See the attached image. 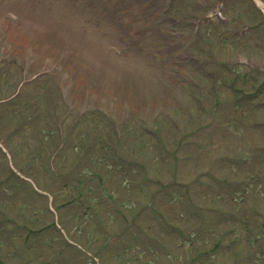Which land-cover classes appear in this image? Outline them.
<instances>
[{"label":"rangeland","instance_id":"374dc122","mask_svg":"<svg viewBox=\"0 0 264 264\" xmlns=\"http://www.w3.org/2000/svg\"><path fill=\"white\" fill-rule=\"evenodd\" d=\"M103 1L0 0V260L264 264V156L257 153L264 134L244 126L258 100L224 105L234 95L227 82L236 79L251 90L252 75L242 68L239 74L229 69L210 76L222 60L249 57L264 80V39L255 32L264 15L252 0H169L172 7L147 0L142 8L151 21L145 19L148 25L136 33L125 21L139 17V0H129L128 10ZM247 25L254 28L240 33ZM22 80V90L9 96ZM215 81L226 83L217 96ZM221 103L226 122L220 119ZM215 106L216 126L222 128L195 135L193 129L209 122ZM157 113L164 118L162 142L145 139L158 125ZM252 119H264V108ZM225 148L233 161H215ZM126 154L147 161L150 169H133ZM252 154L246 164L244 157ZM214 161L220 176L234 163L231 176L244 181L235 186L243 201L218 197L228 193L219 177L194 180ZM8 164L28 181L8 176ZM54 220L73 246L62 241V231H52ZM131 220L140 226L129 224L125 233L110 236ZM220 233L231 241L238 235L244 250L236 254L235 244L203 252Z\"/></svg>","mask_w":264,"mask_h":264}]
</instances>
